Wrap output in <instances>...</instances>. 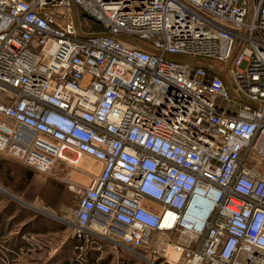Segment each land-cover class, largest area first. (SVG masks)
I'll return each instance as SVG.
<instances>
[{
  "label": "built area",
  "instance_id": "obj_1",
  "mask_svg": "<svg viewBox=\"0 0 264 264\" xmlns=\"http://www.w3.org/2000/svg\"><path fill=\"white\" fill-rule=\"evenodd\" d=\"M72 1L87 37L71 0H0V155L99 164L75 237L143 264H264V0Z\"/></svg>",
  "mask_w": 264,
  "mask_h": 264
},
{
  "label": "rangeland",
  "instance_id": "obj_2",
  "mask_svg": "<svg viewBox=\"0 0 264 264\" xmlns=\"http://www.w3.org/2000/svg\"><path fill=\"white\" fill-rule=\"evenodd\" d=\"M84 159L97 166L95 173L99 164ZM84 159L76 166L85 164ZM88 178L80 168L63 163L40 173L0 155V264H143L110 245L95 253L75 249V185Z\"/></svg>",
  "mask_w": 264,
  "mask_h": 264
},
{
  "label": "water",
  "instance_id": "obj_3",
  "mask_svg": "<svg viewBox=\"0 0 264 264\" xmlns=\"http://www.w3.org/2000/svg\"><path fill=\"white\" fill-rule=\"evenodd\" d=\"M70 12L72 13V19H73V25H74V28H76V31L77 33L82 36V37H87L88 35H85L82 31H81V28L79 27V22H78V12L76 10V6L74 4V2L71 0L70 2ZM84 16V14H82ZM210 36H214V34H210ZM118 40H122L124 42H127V43H130L132 45H135V46H139L141 47L142 49L144 50H147L148 52L150 53H155L157 54V50L155 49H151L149 46L145 45L144 43L142 42H139V41H135L134 39H132L131 37L129 36H126V35H120L118 37H116ZM165 57H167L168 59H172L176 62H179V63H182V64H190V65H193V66H196V65H199V66H204L206 69H208L209 71L211 72H214L216 75H219L223 81V83L225 84L226 88H228L230 94L234 97L235 96V92L233 91L232 87H230V84L227 80V78L224 76V74L222 72H220L218 69H215L213 67H210L208 65V62L204 59H196V58H191V57H183V56H179V55H172V54H169V55H166ZM11 198H14L12 197V195L10 196Z\"/></svg>",
  "mask_w": 264,
  "mask_h": 264
},
{
  "label": "crops",
  "instance_id": "obj_4",
  "mask_svg": "<svg viewBox=\"0 0 264 264\" xmlns=\"http://www.w3.org/2000/svg\"><path fill=\"white\" fill-rule=\"evenodd\" d=\"M71 236L73 237L75 241V249L79 251H86V252H98L102 247H110L107 243L100 241L99 239L92 237L90 235H81L78 237H75L72 235L71 231ZM106 244V245H105ZM114 248V247H113ZM115 250V248H114Z\"/></svg>",
  "mask_w": 264,
  "mask_h": 264
},
{
  "label": "bare ground",
  "instance_id": "obj_5",
  "mask_svg": "<svg viewBox=\"0 0 264 264\" xmlns=\"http://www.w3.org/2000/svg\"><path fill=\"white\" fill-rule=\"evenodd\" d=\"M85 157H83V159H84ZM82 159V158H81ZM81 159H79L78 161H77V163L78 162H80V160ZM86 162H84L85 164H83L82 166H74V167H78V168H80L81 169V172H86L87 174H88V172L89 173H92V171L95 169V167H97V166H95L94 164H93V162L91 161H88V160H86V159H84ZM76 163V164H77ZM96 172H97V169H96ZM87 176V175H86ZM175 256V255H174Z\"/></svg>",
  "mask_w": 264,
  "mask_h": 264
}]
</instances>
